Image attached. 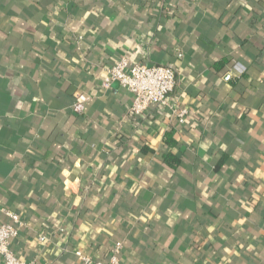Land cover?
<instances>
[{
  "label": "crops",
  "instance_id": "obj_1",
  "mask_svg": "<svg viewBox=\"0 0 264 264\" xmlns=\"http://www.w3.org/2000/svg\"><path fill=\"white\" fill-rule=\"evenodd\" d=\"M123 56L184 123L129 112ZM1 209L37 264H264V0H0Z\"/></svg>",
  "mask_w": 264,
  "mask_h": 264
},
{
  "label": "built area",
  "instance_id": "obj_2",
  "mask_svg": "<svg viewBox=\"0 0 264 264\" xmlns=\"http://www.w3.org/2000/svg\"><path fill=\"white\" fill-rule=\"evenodd\" d=\"M107 72L111 81H118L132 95V104L129 108L132 115L140 116L152 106L164 105L171 114L178 117L181 123L186 121L188 110L178 104L170 103L169 100L177 86V74L173 67L131 63L126 56H123L109 65ZM82 98V96L79 98V102ZM1 211L10 219L9 222L0 221V257L4 264H37L36 260L22 259L13 247V241L20 235L24 226L22 217L8 209H1ZM45 239V236L40 237L43 242ZM122 252L123 243L117 241L106 261L95 260L80 250L76 252V256L84 264H125Z\"/></svg>",
  "mask_w": 264,
  "mask_h": 264
}]
</instances>
